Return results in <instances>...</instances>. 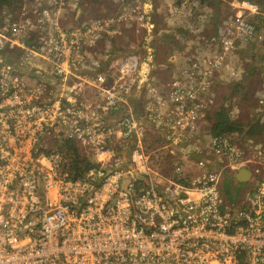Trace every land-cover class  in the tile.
<instances>
[{
    "label": "built area",
    "instance_id": "obj_1",
    "mask_svg": "<svg viewBox=\"0 0 264 264\" xmlns=\"http://www.w3.org/2000/svg\"><path fill=\"white\" fill-rule=\"evenodd\" d=\"M82 1H13L0 18V264H264V151L252 159L210 135L216 168L199 161L160 183L145 137L199 140L213 83L237 74L231 57L255 40L259 6L242 0L159 79L142 54L114 51L123 26L153 27L140 2L79 21ZM66 141L93 162L82 176ZM249 166L251 190L229 203L221 176Z\"/></svg>",
    "mask_w": 264,
    "mask_h": 264
},
{
    "label": "rangeland",
    "instance_id": "obj_2",
    "mask_svg": "<svg viewBox=\"0 0 264 264\" xmlns=\"http://www.w3.org/2000/svg\"><path fill=\"white\" fill-rule=\"evenodd\" d=\"M13 1L18 0H5L2 7H0L1 17L3 15L2 13L10 7ZM110 1L112 0H89L88 6L90 7V11L92 10V6H98L99 9L97 12L104 14L106 6H108ZM115 1L120 2V0ZM238 1L240 3L242 2V0ZM248 1L256 3L260 11L263 10L264 0ZM139 2L141 1L135 0V3ZM232 2L233 0H218V6L216 5V8V0H208L206 3H200L198 0H183L179 5L178 0H173L170 3L164 2L165 7H162V19L164 20V24L162 26L167 28V35H173L172 37L174 40L179 42L190 41L194 46L199 47L201 46V42L204 43V41L212 35L218 33L220 24L223 20L236 13V9L234 10V6L231 4ZM119 4L118 6L121 7V9L116 13L122 11V5L121 3ZM140 4L142 5V3ZM213 8L216 10L218 9L216 13V26L213 23ZM262 15L261 13L255 14L252 16V19L255 20L256 17ZM82 19L88 20L91 18H88L86 15L83 16ZM149 19L152 20L151 17ZM79 20L82 21L80 18ZM74 21V16L69 15L67 22L72 23ZM139 25L140 24L136 21H133L129 25L123 26L131 31H128L122 43L115 40L116 38L114 39V51L115 53L131 51L142 54L145 59L149 61L151 73L156 78L160 79L154 71L160 69H163V71L167 69L173 71L175 68L180 67L183 62V56L188 51H192V48L188 47L182 50V52L184 51L183 53L178 54L177 52L175 53V51L171 53L169 49H166L164 50V57H166L167 60L165 63L168 64L166 65L164 62L163 64H159L153 61L155 60L153 57H155L156 50V43L154 40L156 37L158 38L162 32L155 31L153 25V27L148 30L139 28ZM122 33L123 32H121V34ZM261 39L262 37L259 38L258 41ZM257 42L239 45L234 54H232L231 59L237 69V74L235 76H231L226 72H221L217 75L211 90L212 103L210 106L212 107L208 111L209 114L212 113L213 109H217L220 105L224 104L231 118L233 120H238L243 125H248L257 121H259L260 124L264 123V60L259 57L261 56V49L263 51L264 47L261 41ZM172 60H176V63L170 66L169 61L171 63ZM152 62L155 63L153 64ZM160 75L165 74L161 73ZM238 84L241 85L237 86ZM208 122L210 123V121L206 122L207 124H205L204 130H202L199 140L194 143H183L177 146L158 144L157 150L152 152L149 161V168L153 171L152 174H154L153 176L156 181L167 183L168 180L173 179L172 172L175 170L184 171L183 173H190V171H193L199 166V161L204 163L205 168H210L211 170L219 165L218 160L209 155L208 151L206 153L205 150L208 144V138H210V135L207 133ZM160 134L161 133L156 130L149 131L145 136L146 144L151 145L153 139L157 135L160 136ZM223 137H226L231 143L236 144L240 150L244 151L246 157L256 160L257 153L261 151L264 146V133L256 136H248L244 132H234ZM55 146H59V144ZM251 167L252 166L245 168L250 170ZM226 170L227 172L224 173L225 175H222L220 178L219 191L225 198V178H232L230 190L239 195L237 200L240 201L251 190L253 177L251 175L252 178H250V180L241 184L235 178L236 171L230 170V168H226Z\"/></svg>",
    "mask_w": 264,
    "mask_h": 264
},
{
    "label": "trees",
    "instance_id": "obj_3",
    "mask_svg": "<svg viewBox=\"0 0 264 264\" xmlns=\"http://www.w3.org/2000/svg\"><path fill=\"white\" fill-rule=\"evenodd\" d=\"M198 1L200 3H204V2L206 3L208 0H198ZM4 2L5 0H0V7H2V4ZM261 14L264 15V10H261ZM263 15L260 17H256L255 20L253 19V24L255 25L257 39L255 38V40L250 43L253 44L257 42L259 38L262 37V39L259 41L263 43V47H264V16ZM260 53H261V56L259 57H261V59L264 60V49L263 51L261 49ZM240 85L241 84H238L237 86H240ZM211 107L212 106H209L208 108L210 109ZM207 121H210V123L208 122L209 124L207 127V133L213 137H223V136H226L234 132H244L248 136H256V135L264 133V123L260 124V122L257 121V122H253L248 125H243L238 120H233L231 118L224 104L220 105L217 109H213L212 113L209 114L208 112L207 117H206V122ZM165 140L166 139L164 137L162 139L160 136L157 135L151 142V146L155 148V147H158V144L160 143L164 145ZM64 143H65L64 152L69 157L68 159L69 167L68 168L70 172L74 176H82L84 172L92 165L93 162L85 158L82 152L78 148H76L74 145L70 144V142L66 141ZM262 150L264 151V146L262 147ZM172 177L176 179L180 176L178 173H176V170H175L174 172H172ZM231 182H232V178L231 179L225 178L224 183L226 185V188L224 191V196L229 203H235L239 195L235 193L234 191L230 190Z\"/></svg>",
    "mask_w": 264,
    "mask_h": 264
},
{
    "label": "crops",
    "instance_id": "obj_4",
    "mask_svg": "<svg viewBox=\"0 0 264 264\" xmlns=\"http://www.w3.org/2000/svg\"><path fill=\"white\" fill-rule=\"evenodd\" d=\"M139 1H141L140 3H142L144 10L148 12V15H147L148 23L154 26L155 31L162 32L161 35L158 38L156 37L154 40V42L156 43V45H155L156 50H155V57H153V59H155V60H153V61H156L159 64L160 63L163 64V62L164 63L167 62L166 57H164V52H165L164 50H166V49H169L171 53H173L175 51V53L177 52L178 54H181L184 52V51L182 52L183 49H186L188 47H190V48L194 47V44H192V42L190 43V41L179 42V41L174 40L172 37L173 35H171V34L167 35V33H166V32H168V30H166L167 28L162 26L164 24V20L162 19V17H163V10H162L163 8L162 7L163 6L165 7L164 2L170 3L173 0H139ZM182 1L183 0H180V1L178 0V5ZM88 2H89V0H83L81 2L80 7H79L78 20H79V18L81 20H83L82 19L83 16H86V15L88 16V18L100 17L103 15L104 16L113 15L121 9V7L118 6V5H120L119 3H121L122 8H123L124 6H127V5L134 3L135 0H133V1L132 0H120V2L112 0L108 4V6H106L104 14H101V12H97L99 9L98 6H95V7L92 6V10L90 11V7L88 6ZM231 4L234 6V10L236 9V11L239 10V7H242V4L238 0H233V2ZM216 5L218 6V0H216L215 8H216ZM215 8H213L212 10H214L213 11V15H214L213 23L216 26V22H217L216 21V17H217L216 13H217L218 9L216 10ZM263 10H264V8H263ZM150 17L152 20L149 19ZM84 19H86V18H84ZM128 31H131V30L126 29V27L125 28L123 27L122 28L123 33L120 34L119 36H117L115 40H118V42L122 43L124 41L123 38L126 37V34L128 33ZM176 60H174V61L172 60L171 63L169 61V65L173 66L176 63ZM165 64L167 65L168 63H165ZM154 72L161 79L166 78L168 76V74L170 73V71L168 69L166 71H163V69H160V70L154 71ZM161 73H164L165 75H160Z\"/></svg>",
    "mask_w": 264,
    "mask_h": 264
},
{
    "label": "water",
    "instance_id": "obj_5",
    "mask_svg": "<svg viewBox=\"0 0 264 264\" xmlns=\"http://www.w3.org/2000/svg\"><path fill=\"white\" fill-rule=\"evenodd\" d=\"M251 177V171L245 167L238 169L235 173V178L240 183L247 182Z\"/></svg>",
    "mask_w": 264,
    "mask_h": 264
}]
</instances>
